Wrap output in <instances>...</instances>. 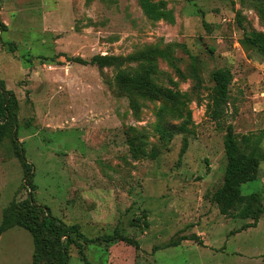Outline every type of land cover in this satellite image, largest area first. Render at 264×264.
Instances as JSON below:
<instances>
[{"label": "rangeland", "instance_id": "obj_1", "mask_svg": "<svg viewBox=\"0 0 264 264\" xmlns=\"http://www.w3.org/2000/svg\"><path fill=\"white\" fill-rule=\"evenodd\" d=\"M162 2L172 22L139 0H0V87L17 102L0 138V222L10 205L21 222L0 235V264H34L35 236L57 248L45 216L77 226L87 263L73 243L67 264H264V0ZM94 55L115 61L69 59ZM218 68L232 77L219 123L205 109ZM188 112L185 131L158 133ZM226 124L258 166L222 210Z\"/></svg>", "mask_w": 264, "mask_h": 264}, {"label": "trees", "instance_id": "obj_2", "mask_svg": "<svg viewBox=\"0 0 264 264\" xmlns=\"http://www.w3.org/2000/svg\"><path fill=\"white\" fill-rule=\"evenodd\" d=\"M162 0H139V6L144 15L151 20H166L173 21V15L170 11L162 6ZM71 61L80 64H91L99 67L111 64L115 58L105 55H94L89 60L80 57H70ZM231 73L228 69L218 68L212 73L213 93L210 102L205 107L208 117L216 122H220L225 115V107L227 106L229 98V84L231 82ZM119 81L132 90L139 92L141 95L149 93H160L158 88L150 81L147 75H122ZM0 91L4 96V104L0 103V138L4 132V126L8 121L9 116L15 117V110L17 107L16 98L11 90L0 87ZM190 121L189 112L184 119L175 126L166 127L161 126V122L156 125L158 133L162 137H169L174 132L181 133L185 131L186 125ZM243 141L248 139V136H241ZM223 149L226 157V165L223 174L222 186L218 188L213 198L225 209L233 202H243L245 196L240 192V184L247 181H252L256 177V170L258 166V158L253 153H244L240 150L237 134L233 129L232 124L225 125V134L223 138ZM11 205L6 207L2 220L0 222V235L7 229L14 225L21 223ZM255 221L248 226H254ZM43 229L48 235L53 237L56 241L57 248L46 239L34 237V253L33 263L43 260L46 257H53L56 264H67V246L75 244L78 247V253L81 259L87 263L85 255L81 251V246L70 237V232H76L77 226H66L63 223L45 216L41 223ZM65 237V242H61V238ZM113 236L109 235L106 239H111ZM192 239L197 240L196 236H191ZM129 241V240H127ZM202 245L201 242L198 241ZM264 254V253H263ZM264 258V256L262 257Z\"/></svg>", "mask_w": 264, "mask_h": 264}]
</instances>
